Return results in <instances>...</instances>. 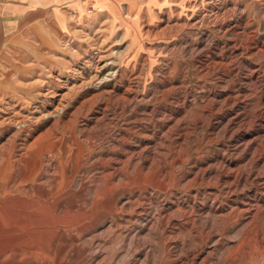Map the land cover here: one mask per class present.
I'll return each mask as SVG.
<instances>
[{
	"label": "rangeland",
	"instance_id": "374dc122",
	"mask_svg": "<svg viewBox=\"0 0 264 264\" xmlns=\"http://www.w3.org/2000/svg\"><path fill=\"white\" fill-rule=\"evenodd\" d=\"M0 71V264H264V0H205Z\"/></svg>",
	"mask_w": 264,
	"mask_h": 264
},
{
	"label": "crops",
	"instance_id": "0c3cea01",
	"mask_svg": "<svg viewBox=\"0 0 264 264\" xmlns=\"http://www.w3.org/2000/svg\"><path fill=\"white\" fill-rule=\"evenodd\" d=\"M205 0H0V71L32 51L63 48L97 24L133 42L140 18L171 25ZM192 13V14H193ZM1 74V73H0Z\"/></svg>",
	"mask_w": 264,
	"mask_h": 264
}]
</instances>
